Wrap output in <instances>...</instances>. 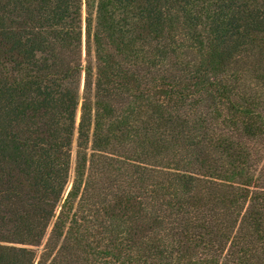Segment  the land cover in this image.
Listing matches in <instances>:
<instances>
[{
	"label": "trees",
	"instance_id": "trees-1",
	"mask_svg": "<svg viewBox=\"0 0 264 264\" xmlns=\"http://www.w3.org/2000/svg\"><path fill=\"white\" fill-rule=\"evenodd\" d=\"M0 264H264V0H0Z\"/></svg>",
	"mask_w": 264,
	"mask_h": 264
}]
</instances>
